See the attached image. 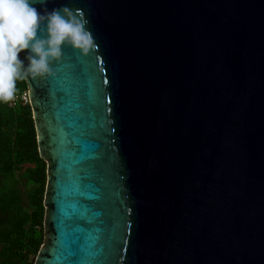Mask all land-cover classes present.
<instances>
[{
    "label": "water",
    "instance_id": "water-1",
    "mask_svg": "<svg viewBox=\"0 0 264 264\" xmlns=\"http://www.w3.org/2000/svg\"><path fill=\"white\" fill-rule=\"evenodd\" d=\"M64 5L96 47L24 80L46 163L34 264H264V0L46 8Z\"/></svg>",
    "mask_w": 264,
    "mask_h": 264
},
{
    "label": "trees",
    "instance_id": "trees-1",
    "mask_svg": "<svg viewBox=\"0 0 264 264\" xmlns=\"http://www.w3.org/2000/svg\"><path fill=\"white\" fill-rule=\"evenodd\" d=\"M16 89L26 91L25 81ZM45 186L29 104L0 102V264H34L44 242Z\"/></svg>",
    "mask_w": 264,
    "mask_h": 264
},
{
    "label": "clouds",
    "instance_id": "clouds-1",
    "mask_svg": "<svg viewBox=\"0 0 264 264\" xmlns=\"http://www.w3.org/2000/svg\"><path fill=\"white\" fill-rule=\"evenodd\" d=\"M46 3L0 0V102L13 100L17 80L54 76L50 65L61 59L64 46L82 55L96 47L82 10L66 5L48 10Z\"/></svg>",
    "mask_w": 264,
    "mask_h": 264
},
{
    "label": "built area",
    "instance_id": "built-area-1",
    "mask_svg": "<svg viewBox=\"0 0 264 264\" xmlns=\"http://www.w3.org/2000/svg\"><path fill=\"white\" fill-rule=\"evenodd\" d=\"M18 103H21V104L29 103L27 90L21 93L15 94L13 100L9 101V106L13 107Z\"/></svg>",
    "mask_w": 264,
    "mask_h": 264
}]
</instances>
